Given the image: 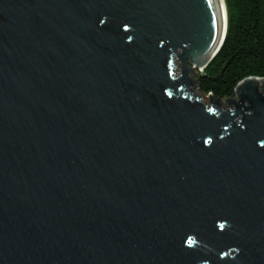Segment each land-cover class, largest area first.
Segmentation results:
<instances>
[{"label":"water","instance_id":"95a60500","mask_svg":"<svg viewBox=\"0 0 264 264\" xmlns=\"http://www.w3.org/2000/svg\"><path fill=\"white\" fill-rule=\"evenodd\" d=\"M227 23L0 0V264H264V78L193 94Z\"/></svg>","mask_w":264,"mask_h":264},{"label":"trees","instance_id":"16d2710c","mask_svg":"<svg viewBox=\"0 0 264 264\" xmlns=\"http://www.w3.org/2000/svg\"><path fill=\"white\" fill-rule=\"evenodd\" d=\"M226 37L218 54L198 77V89L220 101L235 97L249 77L264 78V0H225Z\"/></svg>","mask_w":264,"mask_h":264},{"label":"rangeland","instance_id":"374dc122","mask_svg":"<svg viewBox=\"0 0 264 264\" xmlns=\"http://www.w3.org/2000/svg\"><path fill=\"white\" fill-rule=\"evenodd\" d=\"M176 73L179 74L180 72L176 71ZM197 81H198V78H197ZM193 94H194V95H197V96H201V95H202V92H201L198 88H196V89L194 90ZM232 98H236V96H235V97H232ZM204 101L206 102V104H207L208 106H211V105H210V102H209V97H205V98H204ZM234 107H235L234 104H232V108H234Z\"/></svg>","mask_w":264,"mask_h":264}]
</instances>
